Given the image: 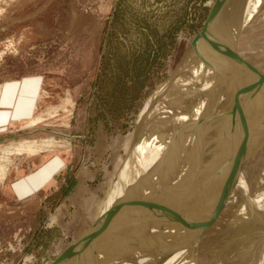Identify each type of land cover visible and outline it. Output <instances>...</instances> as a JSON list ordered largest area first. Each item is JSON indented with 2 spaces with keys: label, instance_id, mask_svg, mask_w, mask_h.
<instances>
[{
  "label": "rangeland",
  "instance_id": "1",
  "mask_svg": "<svg viewBox=\"0 0 264 264\" xmlns=\"http://www.w3.org/2000/svg\"><path fill=\"white\" fill-rule=\"evenodd\" d=\"M216 1L0 0V83L23 76H37L42 81L33 116L0 129V164H10L6 180H0V264H47L101 220L142 110L157 87L171 77ZM226 1H221L220 10ZM232 7L228 8L227 18L223 16L217 33L214 30V37H231L237 32L226 56L215 57L218 48L216 51L209 42L203 64L192 68L193 74L197 71L195 76L180 86L172 101H164V107L155 112L156 119H151L154 126L145 132L140 155L128 179L129 197L121 201V192L113 207L115 215L129 201L116 230L117 264H157L162 257L159 251L164 228L173 226L184 212L189 220L182 228L181 240L188 239V244H183L176 234L169 237L172 244L164 252L166 258L175 256L174 264H264V107H260V112L238 110L230 118L224 115L221 120H213L210 117L215 114L216 104L210 106L209 114L205 106L208 101L204 107L197 105L202 99H195L197 104L191 105L193 98H200L209 88L208 93L216 95L213 88L217 83L218 88L222 83L230 87L236 96L252 95L264 88V0H249L237 13ZM205 64L213 67L207 69ZM223 72L239 78L243 88L232 78L225 79L226 84ZM197 112L200 115H195ZM251 113L255 117H250ZM37 118H42L41 123L22 128ZM50 139L60 140L62 145L34 156L7 155L3 151L19 141ZM216 141L219 148L215 151ZM173 152L175 156L171 155ZM179 158L181 163H177ZM207 160L216 165L214 169H225L229 176L235 172L241 181L231 202L230 213L237 218L232 224L222 220L216 209L201 221L196 205L193 206L202 191L200 184L206 179L205 176L200 181L207 174ZM53 164L55 170L43 186L27 193L13 188L15 183ZM193 165L199 168L197 172L195 167L192 171ZM186 168L192 172L189 177L200 171L199 188L195 182L191 188L176 181L175 176ZM216 174L210 176L215 184ZM162 196L166 202L156 207ZM241 204H245L246 215L236 211ZM184 205L187 211L182 208ZM154 207L162 213L160 221V217L151 214ZM109 217L108 214L106 218ZM186 231L191 237L185 235ZM99 243L94 240V253L85 247L74 253L67 264H77L79 258V264H111L110 250L103 248L105 240Z\"/></svg>",
  "mask_w": 264,
  "mask_h": 264
},
{
  "label": "bare ground",
  "instance_id": "2",
  "mask_svg": "<svg viewBox=\"0 0 264 264\" xmlns=\"http://www.w3.org/2000/svg\"><path fill=\"white\" fill-rule=\"evenodd\" d=\"M247 1L249 2V0H227L223 5H222V8H221V10L216 14V16H214L213 17V19H212V21L210 22V24L208 25V30H207V34H206V36H204V37H202V38H200L199 40H197V41H195V42H193L192 43V45L190 46V48L187 50V52L185 53V55L183 56V58L181 59V61L179 62V64L177 65V67H176V69H175V71L172 73V75H171V77L166 81V82H164V83H162L159 87H157V89L155 90V92L151 95V97L149 98V100L147 101V103H146V105H145V107H144V109L142 110V112H141V114H140V119H139V122H138V126H137V129H136V131H135V134H134V137H133V139H132V142H131V145H130V148H129V150H128V153H127V156H126V158L124 159V161H123V163H122V165H121V167H120V169H119V171H118V174H117V176H116V179H115V182H114V184H113V186H112V191L110 192V194H109V196H108V198H107V200H106V203H105V205H104V208H103V210H102V213H101V220L102 219H105L106 218V216L108 215V214H110V217H111V215H112V217H111V219H110V221H108V222H106L104 225H102V227H101V229H100V231L102 232V234L100 235V236H98L96 239L97 240H99V242L101 243L102 242V240H105V242L106 243H104V245H103V248L105 249L106 247H108L107 249H109L110 250V255H111V264H117V251H116V247H115V236H116V230H117V227L119 226V224L122 222V220H123V218H124V216L126 215V213H127V209H128V207H129V201H128V203H127V200H126V203H127V206H125L126 208H124L123 210H119L118 211V213H116L115 215H113L112 214V212H114L113 211V207H114V205L116 204V202H117V199H118V197H119V194L122 192V199H121V201H123V200H125L126 198H128L129 197V189H128V179H129V176H130V174H131V169H132V167H133V163L135 162V160L139 157L138 155H140V149H141V146H142V141H143V139H144V137H145V132L150 128V127H152V126H154V125H152V121H151V119H153L154 118V120L156 119V117H155V115H156V111H157V113L162 109V107H164V106H162L163 105V103H165V102H168L169 100H170V98L171 97H173V95L177 92V90L180 88V86L181 85H187V83H188V81L190 80V79H192V76H195L194 74L197 72V71H195V73L193 74V72H194V69H192V68H195V67H197L196 65H201V64H203L202 63V59L205 57V54H206V50L208 49V45H209V42H211V43H213L214 44V46H215V48L214 49H216V46H217V48H218V51H217V49H216V51H217V55L215 56V57H219V58H222V57H225L226 56V54H227V50H228V48H229V46H230V44H231V42H232V37L233 36H235V34L237 33H235L233 36H231L230 37V35L229 36H225V37H214L216 34H215V32L218 30V28H219V24H220V22L222 21V19H223V16L224 17H226L227 16V14H228V8H230L231 6H234V7H232V9L231 10H233V13L234 12H236L237 13V11H241L244 7H245V5H247ZM253 3V2H252ZM252 5V4H251ZM248 7V6H247ZM235 13V14H236ZM246 14H249V13H246ZM245 14V15H246ZM254 15V14H253ZM237 17H238V15H237ZM243 17V16H242ZM227 18V17H226ZM237 19V18H236ZM236 19L235 20H233L232 21V26H234V24L236 23ZM223 24V23H222ZM218 26V27H217ZM236 26V25H235ZM240 27V26H239ZM234 29V28H233ZM214 30H215V32H214ZM236 30V29H235ZM230 32V31H229ZM217 33V32H216ZM210 36V37H209ZM214 37V38H213ZM234 39V38H233ZM213 46V47H214ZM219 46H224V49L223 48H221V50H220V47ZM201 49V50H200ZM211 49V48H210ZM219 50H220V52H219ZM213 51V50H212ZM211 51V52H212ZM214 52V51H213ZM204 56V57H203ZM218 59V58H217ZM211 60V59H210ZM204 63L205 62H207V61H203ZM206 65V64H205ZM203 67H204V65H203ZM209 67L211 68V67H213V65L212 66H210L209 64H208V68H207V65H206V68L207 69H209ZM202 68V67H201ZM206 68H205V70H206ZM196 70V69H195ZM202 72V71H201ZM210 72V71H209ZM200 73V72H199ZM202 75V74H201ZM204 75V74H203ZM206 75V74H205ZM212 75V74H211ZM200 76V75H199ZM217 76V75H216ZM223 81H225V83L227 84V81L225 80V79H228L229 80V78H232V79H234L236 82H237V84L239 83L240 84V86L243 88V84H242V82L240 81V79L239 78H237V77H235V76H233L231 73H225V72H223ZM215 80H217V79H215ZM191 81V80H190ZM229 82V81H228ZM217 85V86H216ZM215 85V87L213 88L214 89V93H216V95L215 94H213V93H208L209 91V89L207 90V92L205 93H203V96H201L200 98L198 97H195V98H193V102H192V100H191V105H196L197 103H194L195 102V99L198 101V100H200L199 102H201V99H202V102H201V104H197V105H202L203 106V103H206L205 101H208V103H206V105L205 106H207L208 108H207V113L206 114H209L208 112L210 111V108L211 107H213V106H211V105H213V104H216V106H215V114H212V115H214V116H212V117H210L211 119H213L214 120V118H215V120H216V117H218V118H220V120L221 119H223L222 117L224 116V115H228V118H230L229 116L230 115H235L237 112H238V110L239 111H246V113H249V111L250 112H252V111H255V110H259L260 109V107H264V105L263 106H260L261 105V103L262 104H264V88H263V90L261 89V91H258V92H256L255 94L254 93H252V95H247V96H236L232 91H230V87H226L225 86V84L224 83H222V85L221 86H219L220 88H218V83ZM207 86V85H206ZM203 87V86H202ZM201 87V88H202ZM205 87V86H204ZM188 88V87H187ZM216 88H218L217 89V91H215L216 90ZM200 91V90H199ZM204 91V90H203ZM183 92V91H182ZM188 92V91H187ZM213 92V91H212ZM235 92V91H234ZM198 93V92H197ZM200 93V92H199ZM198 93V94H199ZM201 95H202V92L200 93ZM181 95V94H180ZM186 95V94H185ZM193 95V94H192ZM191 95V96H192ZM188 96V95H187ZM177 97V96H176ZM215 97H217V100L215 99ZM174 98V97H173ZM178 98V97H177ZM180 98V97H179ZM190 98V97H189ZM174 100V99H173ZM163 101V102H162ZM165 101V102H164ZM171 101H172V98H171ZM176 101V100H175ZM177 101H178V99H177ZM188 102V101H187ZM190 102V101H189ZM215 102V103H214ZM173 103V102H172ZM177 103V102H176ZM225 103V105H223ZM193 106H191V107H193ZM211 106V107H210ZM198 107V106H197ZM204 107V106H203ZM174 108H175V106H174ZM189 108V107H188ZM187 108V109H188ZM201 108V107H200ZM226 110V114H225V111H223V110ZM264 109V108H263ZM164 110V109H163ZM183 110V109H182ZM181 110V111H182ZM184 110H186L185 108H184ZM183 110V111H184ZM189 110V109H188ZM204 110V109H203ZM202 109H200V111L202 112L203 111ZM257 110V111H258ZM196 111H198L197 109H196ZM205 111V110H204ZM261 110H259V112H260ZM178 112V111H177ZM185 112V111H184ZM188 112H191L190 110L188 111ZM212 111H210V113H211ZM163 113V112H162ZM172 113V112H171ZM175 113V112H174ZM179 114H180V111L178 112ZM186 113V112H185ZM198 113V112H197ZM195 114V115H200L199 113L198 114ZM214 113V112H213ZM264 113V112H263ZM184 114V113H183ZM176 115V114H175ZM178 115V114H177ZM185 115H187V114H185ZM204 115V114H203ZM248 115V114H247ZM247 115H246V117H247ZM252 115H253V113H251V115H249L250 117H252ZM162 116V115H161ZM181 116V115H180ZM188 116V115H187ZM187 116H186V118H187ZM211 116V115H210ZM248 116V117H249ZM254 116V115H253ZM192 117H194V116H192ZM198 117V116H197ZM196 117V118H197ZM203 117V116H202ZM204 117H206V116H204ZM203 117V118H204ZM207 117H208V115H207ZM255 117V116H254ZM258 117V116H257ZM183 118V117H182ZM185 118V117H184ZM185 118V119H186ZM190 118V117H189ZM200 118V117H199ZM233 118V117H232ZM42 119V118H41ZM41 119L40 118H37V119H34V120H32L31 122H29V123H27L24 127H22V128H24V129H26V128H31V127H33V126H35V125H37V124H39V123H41ZM172 119V118H171ZM195 119V118H194ZM194 119H192V120H194ZM207 119H209V118H207ZM206 119V120H207ZM249 119V118H248ZM170 120V119H169ZM181 120V118L179 119V121ZM204 120V119H203ZM213 120H211V121H213ZM225 120V119H224ZM223 120V121H224ZM186 122H188L187 120H185ZM184 120H183V122H185ZM190 121V120H189ZM257 121V120H256ZM199 122V121H198ZM208 122H210L209 120H208ZM216 122V121H215ZM182 123V122H181ZM189 123V122H188ZM204 123H206V121L204 120ZM221 123V122H220ZM219 123V124H220ZM187 124V123H186ZM203 124V122L201 123V125ZM207 124V123H206ZM213 124V123H212ZM185 124H183V125H180V126H184ZM194 125V124H193ZM197 125H198V123H197ZM204 125V124H203ZM209 125V124H208ZM207 125V126H208ZM216 125V124H215ZM156 126V125H155ZM169 127H170V125H168ZM175 126V125H174ZM178 126V125H177ZM187 126V125H186ZM206 126V125H205ZM188 127H191V126H189L188 125ZM200 127V126H199ZM215 127V126H214ZM213 127V128H214ZM155 128V127H154ZM177 128H179V126L177 127ZM187 128V127H186ZM195 128V127H194ZM193 128V129H194ZM202 128H204V127H202ZM201 128V129H202ZM193 129H191V130H193ZM205 129H206V127H205ZM205 129H202V130H204L205 131ZM210 129V128H209ZM154 130V129H153ZM176 130V129H175ZM180 130H181V127H180ZM186 130V129H185ZM197 130V129H196ZM198 130H199V128H198ZM202 130H200V134L202 133ZM208 129H206V131H207ZM164 131H166V130H164ZM178 131V130H177ZM182 131V130H181ZM203 131V132H204ZM185 131H183V133H184ZM189 132H190V130H189ZM208 132V131H207ZM207 132H205V133H207ZM212 132V130L210 129V133ZM213 132H214V130H213ZM167 133H170V132H167ZM174 133V132H173ZM188 133V132H187ZM191 133V132H190ZM196 133H197V131H196ZM199 133V132H198ZM197 133V136L199 135ZM209 133V132H208ZM172 134V133H171ZM177 134V133H176ZM175 134V135H176ZM185 134H186V132H185ZM189 134V133H188ZM192 134H193V132H192ZM192 134H190L191 135V140L193 139L194 140V138L192 137L193 135ZM203 134V133H202ZM174 135V136H175ZM178 136H179V134H177ZM181 135V134H180ZM183 135V134H182ZM213 135V134H212ZM173 136V137H174ZM200 136H202V135H200ZM203 136H205L204 134H203ZM208 136V135H207ZM176 137V136H175ZM182 137H184V136H182ZM52 138V137H51ZM177 138V137H176ZM186 138V137H185ZM184 138V139H185ZM188 138H189V136L186 138L187 140H188ZM198 138V137H197ZM206 138V137H205ZM208 139H209V137H207ZM212 138H214V137H212ZM171 139H172V137L170 138V140L169 141H171ZM178 139V138H177ZM185 139V140H186ZM210 139H211V136H210ZM209 139V140H210ZM185 140H184V143L185 144H188V143H186L185 142ZM198 140V139H197ZM201 140V139H200ZM175 141H177V140H175ZM195 141H196V139H195ZM207 141V140H206ZM166 142V141H165ZM172 142H173V140H172ZM179 142V141H178ZM177 142V143H178ZM181 142H182V140H181ZM193 142V141H192ZM61 143V141L60 140H53V139H50V140H31V141H26V140H23V141H19L17 144H16V146H13V145H9V146H6L5 148H3V151L5 152V154H12V153H16V154H18V155H24V154H28V155H32V156H34V155H37V154H39V153H42V152H45V151H50V150H53V148L54 147H57V146H61L62 144H60ZM176 143V144H177ZM174 144V146H175V143H173ZM178 144H180V142L178 143ZM190 144V143H189ZM191 144H194V143H191ZM204 145H205V143H203ZM202 144V145H203ZM201 145V146H202ZM221 145V144H220ZM170 146V145H169ZM168 146V147H169ZM180 145H178V147H179ZM183 146V145H182ZM188 146V145H187ZM187 146H184V147H187ZM191 146V145H190ZM193 146V145H192ZM195 146V145H194ZM197 146H198V144H197ZM199 146H200V144H199ZM167 147V148H168ZM172 148L171 149H173V148H176V147H173V146H171ZM178 147H177V149H178ZM203 147H205V146H203ZM182 148V147H181ZM188 148V147H187ZM192 148V147H191ZM219 148V143H217V141H216V143H215V146H214V150L216 151V149H218ZM221 148V147H220ZM163 149V148H162ZM170 149V148H169ZM168 149V150H169ZM211 149V148H210ZM222 149V148H221ZM178 150H180V148L178 149ZM183 150H184V148H183ZM180 151V152H184V151ZM189 150V149H188ZM199 150V149H198ZM212 150V149H211ZM166 151V150H165ZM175 151V150H174ZM189 151H191V150H189ZM188 151V152H189ZM202 151V150H201ZM209 151V150H208ZM221 151V150H220ZM172 152V151H171ZM176 152V151H175ZM186 152V151H185ZM188 152H186V153H188ZM196 152H198L197 150H196ZM205 152V151H204ZM169 153V152H168ZM167 153V154H168ZM179 153V152H178ZM210 153H211V151H210ZM170 154V153H169ZM168 154V155H169ZM181 154H183V153H181ZM215 154V153H214ZM171 155H174L175 156V153L173 152V154H171ZM178 155V154H177ZM179 155H180V153H179ZM184 155V154H183ZM189 155V154H188ZM202 155V154H201ZM205 155V154H204ZM207 155V154H206ZM164 156V155H163ZM162 156V157H163ZM174 156H173V159H174ZM213 156V155H212ZM215 156H217V155H215ZM219 156V155H218ZM167 157V156H166ZM168 157H171V156H168ZM167 157V158H168ZM179 157H181V156H179ZM184 157V156H183ZM186 157V156H185ZM195 157V156H194ZM204 157V156H203ZM221 157V156H220ZM176 158V157H175ZM178 158V157H177ZM217 158H219V157H217ZM170 159H172V158H170ZM169 158H168V160H170ZM172 159V160H173ZM180 159V158H179ZM200 159V158H199ZM163 160L165 161V159L163 158ZM167 160V159H166ZM194 160V159H193ZM235 161V160H234ZM161 162H162V159H161ZM170 162V161H169ZM177 162V161H176ZM182 161H181V159L179 160V162H177V163H181ZM205 162V161H204ZM206 162H208V163H206V170H205V172L207 173L206 175H204V177L202 176V179L200 180V181H203V178H205V176H206V179H204L205 181H203L202 182V184H200V182H199V176H200V171L198 172V174H194L195 175V177H189L190 175H188L191 171H188L189 170V168L191 167V168H196V172H197V169H199L197 166H195V165H193V166H190L189 168H186V169H184V170H181L175 177H176V181L177 182H179L178 184H183V187H187V186H191V188H193L194 187V182L196 183V188H199V185H197V184H200L201 185V187L202 188H200L199 190H201L202 189V191L200 192V194H199V196H198V198H196V203L195 204H193V206L194 205H196V206H194V207H196L197 208V212H198V214H199V216L198 217H200V219H201V221H203L206 217H208V215L210 214L211 215V212H212V210H214V209H216L217 211H218V215L220 216V218H221V216H222V220H224V221H227V223H230V221H231V224L232 223H234V222H232V221H234L235 219H237L236 218V216H234V215H232L231 213H230V207H231V202H232V199L235 197V195H236V192L238 191V189H240V184L239 183H241V181H240V179L239 180H237L236 178H238V176H237V174H234V173H232V175L231 176H229L228 174H226V170L225 169H220V168H215L214 169V166H216V165H214V163L212 162V160L210 161H206ZM222 162H223V159H222ZM163 163V162H162ZM171 163V162H170ZM169 163V164H170ZM174 163H175V161H174ZM184 163V162H183ZM196 163V162H195ZM225 163V162H224ZM236 163V162H235ZM234 163V164H235ZM161 164V163H160ZM227 164V163H226ZM9 163L8 164H0V180L2 181V182H4L5 180H6V178H7V176H8V174H9V172H10V167H9ZM162 165V164H161ZM163 165H164V163H163ZM171 165V164H170ZM176 165H179V164H175V166ZM222 166V165H221ZM226 166V165H225ZM167 167V166H166ZM186 167V166H185ZM188 167V166H187ZM228 167V166H227ZM159 168V167H158ZM195 168L194 169H192V171L193 170H195ZM156 169V168H155ZM173 169V168H172ZM177 169V168H176ZM162 170V169H161ZM170 170V169H169ZM191 170V169H190ZM201 170V169H200ZM159 171V170H158ZM150 172V171H149ZM173 172V171H172ZM178 172V171H177ZM195 172V173H196ZM213 172L214 173H218V179H217V177H216V179H217V181H218V183L216 182V184H217V187L215 186V188H217V190H218V192L217 191H215L216 189H214V187H213V185L215 184V183H213L212 181H211V175L213 174ZM165 173H166V171H165ZM171 173V172H170ZM175 173L176 172H174L173 174L175 175ZM192 173V172H191ZM204 173V172H203ZM157 175H158V173H157ZM172 175V174H171ZM173 175V176H174ZM215 175V176H216ZM160 177V176H159ZM167 177V176H166ZM198 177V178H197ZM135 179V178H134ZM145 179V178H144ZM172 179V178H171ZM169 181V180H168ZM240 181V182H239ZM144 183V182H143ZM141 184H142V182H141ZM164 184V183H163ZM194 184V185H193ZM215 184V185H216ZM257 184V183H256ZM150 185V184H149ZM166 186V185H165ZM254 186V185H253ZM151 187V186H150ZM162 187V186H161ZM181 187V186H180ZM179 187V188H180ZM165 187H163V189H164ZM168 188V187H167ZM156 189V188H155ZM161 189V188H160ZM179 190V189H178ZM168 191V190H167ZM214 191L215 192H217V195L214 193ZM144 192V191H143ZM193 192V191H192ZM183 193H184V191H183ZM137 194V193H136ZM174 194H176V192H174ZM180 194H182L181 192H180ZM186 194V193H185ZM184 194V195H185ZM148 195V194H147ZM170 195V194H169ZM183 195V196H184ZM193 196V195H192ZM240 196H241V194H240ZM149 197H150V195H149ZM163 197V196H162ZM162 197H159V199H158V203H156V202H154V203H156V207H159L160 205H162L163 204V202H166V201H164V197L162 198ZM170 197H172V196H170ZM237 197H239V196H237ZM258 197V199L260 198L259 196H257ZM167 198H168V195H167ZM186 198V197H185ZM189 199H190V197H189ZM238 199V198H237ZM129 200V199H128ZM149 200V199H148ZM166 200V199H165ZM184 199H182V201H183ZM255 200H257V199H255ZM263 200V199H262ZM177 201V200H176ZM181 201V202H182ZM257 201H259V200H257ZM124 202V201H123ZM152 202V201H151ZM180 202V201H179ZM179 202H177V204H179ZM180 202V203H181ZM192 202V201H191ZM133 203V202H132ZM149 203V202H148ZM169 203V202H168ZM174 203H175V201H174ZM187 203V202H186ZM189 203V202H188ZM260 203H262V201L260 202ZM143 204V203H142ZM166 204V203H165ZM170 204V203H169ZM185 204V203H184ZM137 205V204H136ZM172 205V204H171ZM180 205H182V204H180ZM187 205H190V204H187ZM186 205V206H187ZM262 205H264V204H262ZM170 206V205H169ZM173 206H175V205H173ZM185 205L182 207L184 210L187 208ZM213 206H214V208H213ZM138 207V206H137ZM143 207V206H142ZM131 208V207H130ZM133 208V207H132ZM136 208V207H135ZM161 208H163V207H161ZM176 208V207H175ZM174 208V209H175ZM137 209V208H136ZM152 209V208H151ZM160 209V208H159ZM183 209H181L182 210V212H181V214L183 213ZM263 209H264V206H263ZM133 210H134V208H133ZM156 210H158V208L156 209ZM161 210V209H160ZM164 210V209H163ZM170 210H172L171 208H170ZM181 210H179V211H181ZM131 211V210H130ZM137 211V210H136ZM147 211H150L149 209L147 210ZM153 211V213H151L152 215L154 214V215H156V217L158 218V217H160L159 218V221H160V219H161V212L159 211L158 213L155 211V207H154V209L152 210ZM166 211V210H165ZM168 211V210H167ZM172 211H174V210H172ZM175 211H176V209H175ZM179 211H177V212H179ZM185 211H187V209L185 210ZM216 211V212H217ZM236 211L237 212H239L240 214H243V215H246V208H245V204H241L238 208H236ZM151 212V211H150ZM176 212V213H177ZM149 213V212H148ZM147 213V214H148ZM161 213V214H160ZM168 213H169V211H168ZM168 213H167V215H168ZM188 213V212H187ZM138 214V213H137ZM150 214V213H149ZM175 214V212H173V215ZM145 215V214H144ZM151 215V216H152ZM178 215V214H177ZM180 215V214H179ZM186 213L184 212L182 215H180V217H178V218H176L175 220H174V222H173V226H171L170 228L168 227L167 228V230H165V228H164V231H165V234L164 233H162L163 235H161L162 237V240H161V246H160V251L159 252H161V256L162 257H160L159 256V258H160V260H159V258H158V262H157V259L155 258V260H156V262H157V264H174V262H175V256L173 255V256H171V257H167L166 258V256H164V252H165V250H167V248L169 247V243H170V241H168L169 240V237L170 236H172L173 237V235H175L176 236V234H178L179 236L178 237H180L179 239H180V241H182L183 242V244H188V242L186 241V240H188V239H186L187 237H185V241L184 240H181V239H183L184 238V232H182V228H185V227H183L184 226V224L187 222V220H189V219H187L186 218ZM128 217V216H127ZM131 217V216H130ZM144 218V217H143ZM129 219V218H128ZM139 219V218H138ZM142 219V218H141ZM187 219V220H186ZM216 219V218H215ZM100 220V219H99ZM166 220V219H165ZM195 220V219H194ZM213 221V220H212ZM229 221V222H228ZM237 221V220H236ZM131 222V221H130ZM211 222V221H210ZM167 223V222H166ZM226 223V224H227ZM126 224V223H125ZM128 224V223H127ZM134 224V223H133ZM167 225V224H166ZM214 225V224H213ZM156 226V225H155ZM170 226V225H169ZM126 227H127V225H126ZM158 227L159 226H157L156 227V230H158ZM203 227V226H202ZM205 228H206V226H204ZM155 229V227L153 228V230ZM128 230H129V228H128ZM156 230H154V231H156ZM189 230V229H188ZM207 230V229H206ZM140 231H142L141 229H140ZM181 231V232H180ZM199 231V230H198ZM150 232V231H149ZM191 232V231H190ZM160 233H161V230H160ZM183 235H182V234ZM150 234V233H149ZM158 234H159V232H158ZM188 233H187V231H186V234L185 235H187ZM209 235V234H208ZM118 236V235H117ZM131 236V235H130ZM133 236V235H132ZM159 236V235H158ZM188 236H190L191 237V235H189L188 234ZM139 237V236H138ZM119 238V237H118ZM141 238V237H140ZM143 239V238H142ZM173 239H175V238H173ZM178 239V240H179ZM176 240H177V237H176ZM190 240V239H189ZM142 241V240H141ZM172 241V240H171ZM138 242V241H137ZM197 242H199V241H197ZM100 243H99V245H100ZM124 243V242H123ZM142 243V242H141ZM158 243V242H157ZM174 243V242H173ZM190 243H191V241H190ZM106 244V245H105ZM170 244H172V243H170ZM194 244V243H193ZM136 245H138V243L136 244ZM101 246H102V244H101ZM132 246V245H131ZM178 247V246H177ZM187 247V246H186ZM191 247V246H190ZM170 248V247H169ZM174 248V247H173ZM178 249V248H177ZM141 250V249H140ZM174 250V249H173ZM175 251V250H174ZM178 251H179V249H178ZM178 251H175V252H178ZM75 253V252H74ZM74 253H72V254H70L69 256H68V258L65 260V262L63 263V264H67L68 263V261L73 257V255H74ZM170 253H172V252H170ZM126 255V254H125ZM109 256V255H108ZM132 257V256H131ZM262 257V256H261ZM84 258V257H83ZM101 257H99V259H100ZM105 258H107L106 256H105ZM108 259V258H107ZM107 259H106V261H107ZM73 260H74V258H73ZM97 260V259H96ZM105 260V259H104ZM109 260V259H108ZM81 260H80V258H79V261L78 262H80ZM85 261V260H84ZM154 261V260H153ZM77 262V264H79ZM110 263V262H109ZM98 264H104V263H98ZM107 264H108V262H107Z\"/></svg>",
  "mask_w": 264,
  "mask_h": 264
},
{
  "label": "crops",
  "instance_id": "3",
  "mask_svg": "<svg viewBox=\"0 0 264 264\" xmlns=\"http://www.w3.org/2000/svg\"><path fill=\"white\" fill-rule=\"evenodd\" d=\"M0 129L25 121L34 114V107L38 101V94L42 81L37 76H23L0 83ZM14 122V123H13ZM54 164L42 167L33 175L27 176L21 182L15 183L13 188L19 192H29L35 187L43 186L50 179L55 168ZM53 167V168H52Z\"/></svg>",
  "mask_w": 264,
  "mask_h": 264
},
{
  "label": "water",
  "instance_id": "4",
  "mask_svg": "<svg viewBox=\"0 0 264 264\" xmlns=\"http://www.w3.org/2000/svg\"><path fill=\"white\" fill-rule=\"evenodd\" d=\"M221 1L222 0L216 1L215 5L212 7V9L209 13L208 19H207L206 23L204 24L203 29L195 37L193 42H195V41L199 40L200 38L206 36L207 30H208V25L212 21L213 17L216 16V14L220 10ZM11 137H13V135H11ZM110 219H111V217L105 218V219H102V220H99L98 222H96L92 229H90L89 231L84 233L75 243L64 248L51 262H49L47 264H63L70 254H72L74 252L80 253L85 249V247H88V246L90 247L91 252L94 253V251H95L94 250L95 247L93 245L94 240L102 234V232L100 231L102 225H104L106 222L110 221Z\"/></svg>",
  "mask_w": 264,
  "mask_h": 264
}]
</instances>
